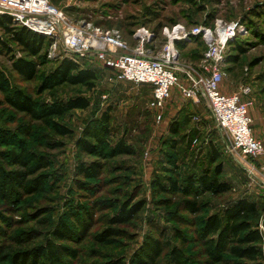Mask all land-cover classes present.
Returning a JSON list of instances; mask_svg holds the SVG:
<instances>
[{
  "label": "rangeland",
  "instance_id": "1",
  "mask_svg": "<svg viewBox=\"0 0 264 264\" xmlns=\"http://www.w3.org/2000/svg\"><path fill=\"white\" fill-rule=\"evenodd\" d=\"M51 1L65 11L73 25L89 31L100 28L118 32L127 42L129 51L143 45L152 56H158L169 43L175 34L174 26L183 25L185 30L192 31L197 25L214 27L219 20L236 22V34L229 40L222 62L225 76L221 86L225 92L237 91L242 86L250 88L243 100L250 102L254 134L264 143V0ZM47 39L39 75L32 81L20 80L9 69L10 58L0 55V65L8 68L12 80L33 95L41 77L50 73L59 60L69 56L59 37ZM173 43L180 66L200 67L207 48L200 34L175 38ZM11 46L16 56H21L19 48ZM230 55L238 56V61L228 62ZM75 57L82 65L96 70V87L89 90L64 84L36 97L42 102H53L83 95L91 100V105L87 109L71 110L60 119L72 129L69 136H56L37 126L36 139L30 142V148L50 160L51 166L43 172L48 175L51 189L46 194H21V200L15 203L0 197V251L36 249L49 239L59 244L53 230L62 216L74 212L77 215L72 224L76 233L62 241L68 248L62 256L66 264H135V254L149 235L179 246L175 229L182 230L190 240L186 248L188 264H200L207 256L194 230L204 216L222 214L229 202L246 194L259 196V200L264 201V186L252 181L244 165L227 152L229 138L217 126L206 100L202 99L195 106L179 99L182 108L177 112L165 111L164 120L158 122L155 112L148 108L151 87L133 82L111 84L100 58ZM107 108H111V143L124 141L132 147L133 153L101 160L100 177L87 179L78 174L77 165L95 157L81 152L76 140L87 121ZM25 119L7 105L0 107V125L14 128ZM176 119L180 129L173 133L169 125ZM211 147L220 152L215 163L210 161ZM246 160L256 163L258 177L264 176V154L258 159ZM217 164L222 166L219 178L229 182L231 189L219 195L205 193L198 197L202 207L199 213L184 209L183 199L187 197L183 194L161 193L154 185L156 179L164 183L168 177H175L182 182L191 174L204 170L214 172ZM124 203L128 206L142 203L143 207L129 223L111 222ZM88 209L91 214L82 215ZM263 220L264 211L257 220L261 230ZM110 227L121 230V235L103 240L101 235ZM168 260L165 254L159 264H169Z\"/></svg>",
  "mask_w": 264,
  "mask_h": 264
},
{
  "label": "trees",
  "instance_id": "2",
  "mask_svg": "<svg viewBox=\"0 0 264 264\" xmlns=\"http://www.w3.org/2000/svg\"><path fill=\"white\" fill-rule=\"evenodd\" d=\"M47 41L46 36L16 24L9 14H0V55L10 58L9 69L20 80L28 82L38 77ZM11 44L19 48L21 56H16ZM237 48L242 51L240 46ZM237 61L236 55L228 57V62ZM97 80L98 74L93 67L82 65L76 57L66 56L58 61V65L50 73L41 77L33 95L14 82L8 68L0 65V107L7 105L26 117L24 122L14 128L0 125V197L4 201L15 203L21 200V194H46L51 189L48 175L43 172L46 167L51 166L50 160L44 154L34 153L30 148V142L36 139L37 126L56 136H69L72 129L60 119L71 110L87 109L91 105V100L83 95L53 102H42L36 95L64 84L91 90L96 87ZM110 111L111 108H107L100 115L91 117L76 140V146L81 152L95 157L90 162L82 160L77 165L78 174L87 179L100 177L103 168L101 160L133 153L132 147L124 141L111 143ZM169 128L171 132L178 133L179 120L172 121ZM210 155V161L215 163L220 152L216 147H211ZM221 169V164H217L214 172L204 170L199 174H191L182 182L175 177H168L164 183L156 179L154 185L161 193L183 194L187 197L183 199L184 209L199 213L202 207L198 197L205 193L219 195L231 189L229 182L219 178ZM142 207V203L131 206L124 203L111 218V222L129 223ZM263 211L264 201L246 195L229 202L222 214L204 216L194 230L195 237L203 243L207 256L200 264H264L263 232L257 222ZM83 213L85 216L91 214V211L88 209ZM76 215L71 212L70 215L62 216L54 228L53 235L59 244L49 239L47 244H40L36 249L13 252L6 248L0 251V264H47L48 260L51 264H66L62 256L68 248L62 245V241L75 235L72 219ZM78 222L82 223V220ZM121 233V230L110 227L101 237L107 240ZM174 235L179 246L171 245L162 237L149 235L135 254V264H159L165 254L169 257V264H188L190 259L186 248L190 240L180 229H175ZM17 239L20 241L19 237Z\"/></svg>",
  "mask_w": 264,
  "mask_h": 264
},
{
  "label": "built area",
  "instance_id": "3",
  "mask_svg": "<svg viewBox=\"0 0 264 264\" xmlns=\"http://www.w3.org/2000/svg\"><path fill=\"white\" fill-rule=\"evenodd\" d=\"M0 14H9L16 24L46 37H59L71 57L93 55L100 58L111 84L122 81L151 84L153 95L148 108L155 112L158 122L163 120L166 103L174 89L179 90L184 100H206L217 126L229 138L227 152L244 165L252 181L264 186V176L258 177L256 163L246 160L258 159L264 154V143L254 134L250 102L243 100L250 88L242 86L227 93L221 86L225 76L222 62L228 42L236 34V22L219 20L214 27L197 25L192 31L185 30L183 25L174 26L175 34L169 43L158 56H152L143 45L129 51L127 42L118 32L100 28L89 31L73 25L65 11L51 0H0ZM199 34L207 43L200 67L180 66L175 59L173 39ZM144 40L143 36L141 41ZM262 232L264 247V226Z\"/></svg>",
  "mask_w": 264,
  "mask_h": 264
},
{
  "label": "crops",
  "instance_id": "4",
  "mask_svg": "<svg viewBox=\"0 0 264 264\" xmlns=\"http://www.w3.org/2000/svg\"><path fill=\"white\" fill-rule=\"evenodd\" d=\"M106 71H107V74H108V70L106 69ZM124 82H129V81H122V82H120V83H124ZM141 84H144V85H146V86H149V87H151L150 88V99L152 98V95H153V86L151 85V84H147V83H141ZM227 93H230V92H227ZM149 99V100H150ZM179 99H182V100H184L183 98H182V96L180 95V92H179V90H177V89H174L173 90V94H172V97L167 101V103H166V107H165V109H164V115H163V120H164V118H165V111H168V110H170V111H178V110H180L182 107H181V105L180 104H178V100ZM181 100V101H182ZM188 101H190V102H192V104L193 105H195V106H197V105H199L198 103H201L202 102V100L201 99H199V100H188ZM178 104V105H177ZM177 105V108H175L174 106H176ZM176 112H174V115L176 114ZM171 123V122H170ZM247 195V194H246ZM249 196H251L252 198H254V199H258L259 198V196H253V195H251V194H249ZM263 249H264V247H263Z\"/></svg>",
  "mask_w": 264,
  "mask_h": 264
}]
</instances>
